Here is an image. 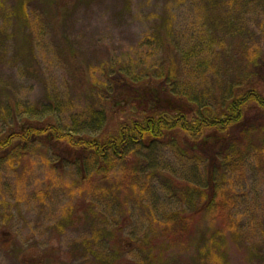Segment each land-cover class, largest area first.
<instances>
[{
	"label": "rangeland",
	"instance_id": "374dc122",
	"mask_svg": "<svg viewBox=\"0 0 264 264\" xmlns=\"http://www.w3.org/2000/svg\"><path fill=\"white\" fill-rule=\"evenodd\" d=\"M19 1L0 0V138L47 122L79 123L82 135L96 136L91 114L107 109L105 129H113L145 101L142 91L163 87L151 79L170 70L182 91L214 105L231 86L264 85V0H25V15ZM166 17L172 36L158 41ZM191 50L206 68L182 58ZM121 68L145 77L140 97L115 79ZM254 123L257 133L236 137L246 156L228 176L240 232L228 241L229 264H264V116ZM16 155L0 161V228L9 235L0 264H95L98 256L113 264H206L198 259L208 247L200 230L154 262L138 246L181 209L171 179L204 178L203 163L174 142L138 145L129 159L107 164L88 157L68 165L60 146L39 142ZM119 238L131 248L119 250Z\"/></svg>",
	"mask_w": 264,
	"mask_h": 264
},
{
	"label": "trees",
	"instance_id": "16d2710c",
	"mask_svg": "<svg viewBox=\"0 0 264 264\" xmlns=\"http://www.w3.org/2000/svg\"><path fill=\"white\" fill-rule=\"evenodd\" d=\"M18 5L19 14L24 12L25 15V0L19 1ZM171 28V19L166 17L158 28L157 40L163 41V35L170 39ZM168 46L172 47V42H168ZM199 56L201 52L191 50L182 58L193 64L194 70H201L206 68L207 63L198 59ZM253 59H259L258 55ZM261 70L264 76V67ZM115 72L118 82L129 86L135 96L142 94L145 101H136L134 108L129 110V116L119 120L113 129H105L107 109L90 115V123L98 125L97 135L92 137L80 133L79 123L71 129L52 122L42 126L24 125L21 129L12 130L7 137L0 138V161L10 160L26 151L29 145L39 142L50 148L60 146L67 155L68 165H77L78 162L84 165L88 157L107 164L112 159H129L138 145L149 147L168 139L179 150L203 163L204 178L183 182L171 179L181 209L162 220L164 228H160L159 235L156 233L151 240L144 239L138 246L147 251V259L154 262L161 258L163 248L173 245L186 248L187 241H194V235L200 230L208 247L199 252L198 259L206 264H229L228 241L232 239L236 242L240 232L235 219L239 195L230 188L228 176L229 171L243 167L246 156L245 147L242 149L236 143V137L244 139L249 133H257L258 125L251 124L264 116V85L236 87V90L231 86L214 105L209 100L182 91L173 70L161 72L151 79V82L161 80V89H145L141 94L137 87L138 84L142 86L141 81L145 77H141L142 80L135 78L130 70L122 68ZM202 221L209 223L206 231L200 226ZM2 236L9 235L0 228V241ZM116 244L119 250L132 246L131 242L121 238ZM157 249L159 253L156 256ZM115 251L114 256L117 254ZM114 260L110 256H98L95 264H113Z\"/></svg>",
	"mask_w": 264,
	"mask_h": 264
}]
</instances>
